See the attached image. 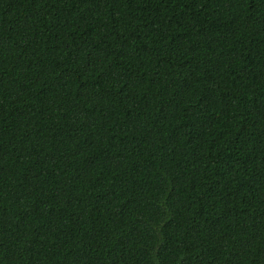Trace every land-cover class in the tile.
I'll use <instances>...</instances> for the list:
<instances>
[{
	"label": "trees",
	"instance_id": "trees-1",
	"mask_svg": "<svg viewBox=\"0 0 264 264\" xmlns=\"http://www.w3.org/2000/svg\"><path fill=\"white\" fill-rule=\"evenodd\" d=\"M0 264H264V0H0Z\"/></svg>",
	"mask_w": 264,
	"mask_h": 264
}]
</instances>
